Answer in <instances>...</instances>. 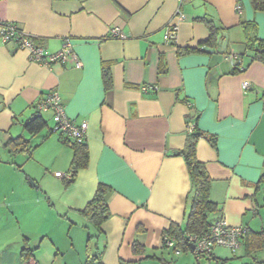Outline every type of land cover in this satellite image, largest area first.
Wrapping results in <instances>:
<instances>
[{"label": "crops", "instance_id": "0c3cea01", "mask_svg": "<svg viewBox=\"0 0 264 264\" xmlns=\"http://www.w3.org/2000/svg\"><path fill=\"white\" fill-rule=\"evenodd\" d=\"M199 18L220 30L216 45L179 55L208 37ZM243 21L264 41V13L249 0H0V25L14 23L48 53L68 39L81 63L39 64L0 36V264H85L89 232L79 212L99 184L109 187L102 264H190L191 253L176 254L162 237L188 209L190 178L172 153L191 113L218 205L210 220L264 229V60L250 59ZM170 24L177 30L167 42ZM113 28L121 37H111ZM50 91L70 120L87 124L88 162L70 183L55 176L68 173L72 149L50 132L52 112H40L46 126L37 135L23 127ZM18 136L30 139V152H10L6 143ZM234 252L215 247L204 258L216 264Z\"/></svg>", "mask_w": 264, "mask_h": 264}, {"label": "trees", "instance_id": "16d2710c", "mask_svg": "<svg viewBox=\"0 0 264 264\" xmlns=\"http://www.w3.org/2000/svg\"><path fill=\"white\" fill-rule=\"evenodd\" d=\"M249 2L253 11L264 13V0H249ZM199 20L203 21L208 27V37L204 41L200 42L199 46L197 47H178L177 53L179 55L189 52L202 51L203 49L200 48V46L203 45H207L208 47H213L216 45L218 36H220V30L216 28L211 21L205 18H199ZM241 25L245 31L246 48L252 52L250 59L264 60V41L258 40L256 37L249 36V30H254L255 24L243 21ZM14 42L17 44L15 40ZM242 68L243 66L241 61L236 63V71H240ZM102 78L104 87L106 90H108L111 87V75L108 67L106 66L102 68ZM262 98L264 99V92L262 93ZM192 120H196V117L193 116V113L187 116V123ZM45 126L46 121L43 119L38 110L33 115V117L29 118L23 124L25 131L30 137L37 135L45 128ZM50 132H52V128L50 129ZM202 135L203 133L198 132L195 126L191 131L187 130L183 147L180 150L174 151L172 153L173 155L181 156L183 158L191 182V188L187 201L188 209L185 215L184 224L181 226L173 222L170 223L168 229L164 231L162 237L163 246H166L165 241L167 239L173 241L172 248L174 251H191L190 244L187 240L188 235L201 236L207 232L213 223L210 220V216L216 213L218 210L217 203L210 199L211 179L207 173L204 163L201 162L196 156L197 141ZM208 139L213 145L215 144L214 137H209ZM64 141L66 143L70 142V147L72 149V158L68 169L70 178L67 179V183H70L76 176L78 170L86 167L88 162V152L85 140L76 142L66 138ZM6 144L9 147L11 153H15L17 151L30 152V150L33 148L30 146V139L24 138L22 136L11 138ZM108 189L109 187L106 185L99 184L93 197L79 212L83 218V227L89 232L86 246L85 264H102L100 260L103 249V244L101 242V238L103 236L101 224L109 217V209L105 201V194ZM239 246H242L245 255L249 256H251L254 251L263 250L264 229L259 231H249L246 229V232L239 240ZM133 249L134 251L140 250L138 243H134ZM204 256L205 255L195 257L196 259H200ZM215 260H217L216 264H226L225 260H220L217 258H215ZM253 262L257 264H264V257H253Z\"/></svg>", "mask_w": 264, "mask_h": 264}, {"label": "built area", "instance_id": "2783aa9c", "mask_svg": "<svg viewBox=\"0 0 264 264\" xmlns=\"http://www.w3.org/2000/svg\"><path fill=\"white\" fill-rule=\"evenodd\" d=\"M236 11L240 13V7H235ZM183 18L182 15H179ZM177 25L170 24L166 27L164 39L168 42L175 37ZM0 36L3 42L16 41V50H24L27 52L28 58L31 61L43 65H49L54 62H65L72 58L75 61V67H80L81 63L76 58L72 51V46L68 39H66L61 47L55 53H48L42 47L32 43L17 25L11 22H5L0 25ZM111 37H121L117 28L111 30ZM228 58H235L234 55H229ZM245 90L250 88L248 81L243 82ZM146 90L147 87H143ZM36 108L39 112L51 111L53 115L52 132L61 133L71 141L81 142L86 139L87 124L86 122L75 123L70 120L64 111V105L61 102L57 91H50L37 103ZM194 127L193 121L187 123V130L191 131ZM70 143V142H69ZM55 176L69 179L70 173L55 172ZM246 232V227L231 226L223 218H218L213 221L209 230L202 234L188 235L187 240L189 244L193 245L191 252L194 256H208L215 247H223L234 250L239 247V240ZM167 247H173V241L167 239L165 241ZM179 250L175 253L179 254ZM38 264V263H34Z\"/></svg>", "mask_w": 264, "mask_h": 264}, {"label": "rangeland", "instance_id": "374dc122", "mask_svg": "<svg viewBox=\"0 0 264 264\" xmlns=\"http://www.w3.org/2000/svg\"><path fill=\"white\" fill-rule=\"evenodd\" d=\"M231 251V249H228ZM233 251H235L233 254L228 255L229 257L225 260L226 264H257L253 262V257H264V249L260 250V251H254V253L249 256V255H245L244 249L242 246H239L238 248L234 249ZM182 252V254H188L190 255V253L192 254V258L190 264H207V261L204 257H201L200 259H196V257L193 255V253L188 250V251H180ZM226 254V253H224ZM191 256V255H190ZM199 261V263L197 262Z\"/></svg>", "mask_w": 264, "mask_h": 264}, {"label": "water", "instance_id": "95a60500", "mask_svg": "<svg viewBox=\"0 0 264 264\" xmlns=\"http://www.w3.org/2000/svg\"><path fill=\"white\" fill-rule=\"evenodd\" d=\"M190 248H191V249L193 248V245H192V244H190Z\"/></svg>", "mask_w": 264, "mask_h": 264}]
</instances>
